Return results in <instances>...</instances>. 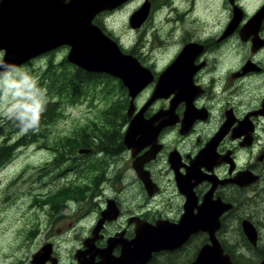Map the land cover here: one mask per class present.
<instances>
[{
	"label": "flooded vegetation",
	"instance_id": "af4514ba",
	"mask_svg": "<svg viewBox=\"0 0 264 264\" xmlns=\"http://www.w3.org/2000/svg\"><path fill=\"white\" fill-rule=\"evenodd\" d=\"M145 3L144 21L132 27V14ZM126 8L131 28L154 17L169 23L166 65L145 62L139 50L143 32L126 46L108 32L107 17ZM92 23L154 78L131 97L119 78L93 72L103 80L113 77L111 87L122 92L108 102L110 127H79L84 134L61 140L67 141L59 148L61 157L51 163L59 168L52 175L59 178L55 190L74 181L67 179L71 173H94L71 186L59 211L69 214L62 217L64 233L91 218L85 233L74 235L67 264H192L202 248L215 253L214 243L231 264H258L264 235L244 212L264 182V0H123L96 13ZM170 65L171 87L151 100L158 76ZM95 91L80 100L96 98ZM243 220L254 227L255 244L244 234ZM48 243L52 253L44 264H59L57 244ZM154 243L158 247L150 249Z\"/></svg>",
	"mask_w": 264,
	"mask_h": 264
},
{
	"label": "rangeland",
	"instance_id": "374dc122",
	"mask_svg": "<svg viewBox=\"0 0 264 264\" xmlns=\"http://www.w3.org/2000/svg\"><path fill=\"white\" fill-rule=\"evenodd\" d=\"M129 10L130 8H126L107 17L105 26L108 32H111L125 46L134 42L132 37L137 38L138 31L143 32L141 40L145 43L139 47V50L142 51L145 62L156 68L167 64L171 55L169 23H162L158 17H154L151 22L143 23L140 27L142 29L131 28L125 18ZM150 47L152 48L151 53H149ZM67 52L68 50L63 48L55 50L52 63L56 64L64 59ZM3 55L4 51L0 50V62ZM20 67L16 68L13 77L0 81V124L15 117L11 114L21 111L22 106H30L26 104L25 97H37L44 103L48 99H55V95L45 88L46 85L41 84L45 70L43 66L38 65V62L35 61L31 65ZM45 82L46 78L43 79L44 84ZM99 84H95L96 98L74 104L66 102L64 105H60L63 116L49 121L45 130H43L44 125L32 129L31 133L36 137L28 139L26 144L15 148L8 158L9 160L0 164V264H34L32 255L41 251L42 248H46L49 244L48 240L55 241L57 244L56 252H59L61 256L59 264H67L68 253L77 243L74 235L81 231L82 235L85 233V227L91 221L90 217L83 218L80 224L76 225V230L71 227L70 231L64 233L63 222L66 218L62 217L69 214L59 211L65 206L62 203L66 202L63 199L64 196L74 189L71 186H75L77 181H83L84 177H92L94 173L91 174L90 167V170L86 169L79 176L71 173L67 179L71 178L74 181L63 190H55L58 188L55 186H57L59 178L56 179L52 175L59 168L51 163L56 161L59 148L67 142H61L63 138L72 137V132H76L73 136L84 134L82 131L76 130L77 128L93 125L103 128L110 127L105 116L107 107H109L108 102L120 97L122 92L115 85L111 87V84H115L112 80L103 83L104 86H107L106 90ZM90 90L91 87L87 89V92ZM23 133H28V131L21 130L7 135L6 141L12 144ZM66 154L69 152L64 151L63 156ZM71 158L74 159V156ZM93 168L96 171L99 169L98 167ZM112 168H106L108 178ZM104 193L106 195L109 192L105 189ZM245 204L244 213L256 220L264 235V182L257 185L255 192L251 194V198L247 199ZM70 205L73 208L74 205ZM68 211L70 210L65 209L64 212ZM67 239L70 242L66 241ZM50 246L52 245L50 244ZM51 253L52 250L50 255Z\"/></svg>",
	"mask_w": 264,
	"mask_h": 264
},
{
	"label": "water",
	"instance_id": "95a60500",
	"mask_svg": "<svg viewBox=\"0 0 264 264\" xmlns=\"http://www.w3.org/2000/svg\"><path fill=\"white\" fill-rule=\"evenodd\" d=\"M118 1L123 0H0V50L4 51L0 74L56 47L67 45L68 62L89 72H103L119 78L128 89L129 95L134 97L153 80V73L149 68L142 66L135 57L123 53L114 39L92 23L96 13L112 9ZM148 9L147 3L138 8L131 16L130 25L139 26L144 21ZM171 79L170 65L158 76L151 100L166 95L162 92L169 90ZM132 108L131 100L128 113ZM157 115L160 116L159 113ZM132 126L131 123L130 128ZM242 230L247 239L255 244L254 227L243 220ZM151 245L147 247H153L154 250L158 247L154 246L155 243ZM214 246L218 247L216 255H211L213 252L210 249L207 251L202 248L192 264H231L228 259L219 257L221 249L215 243ZM50 247V244H47L46 248L33 254L32 262L44 264L51 258ZM258 264H264V258Z\"/></svg>",
	"mask_w": 264,
	"mask_h": 264
},
{
	"label": "trees",
	"instance_id": "16d2710c",
	"mask_svg": "<svg viewBox=\"0 0 264 264\" xmlns=\"http://www.w3.org/2000/svg\"><path fill=\"white\" fill-rule=\"evenodd\" d=\"M56 50L59 49L56 48ZM53 53L54 52L51 50L50 55L47 58L43 60H35L40 66H42L41 62L45 61L46 67L43 71L41 84L43 86L46 85L45 88L55 95V99H48V101L44 103V110L41 113L40 122L38 125V127L44 125L43 130H45V126L49 121H53L58 116H63L60 105H64L66 102L69 104L79 102L81 101V97L91 94L90 91L96 88L95 84L100 83L99 86L103 87V83H106V81L109 79H113V77L108 76L109 78L103 80L99 74L96 76L93 74V72L81 69L68 62L66 58L61 59V61L54 64L52 63L54 61ZM32 63L33 61L30 59L17 67L19 69L20 66L27 64L31 65ZM17 67L9 69L8 71L0 74V81L5 78L13 77L15 75L13 73L16 72L15 70H17ZM44 78H46L45 84L43 83ZM119 86L122 87L120 84ZM90 87L91 90L87 92V89H90ZM103 88L106 90L107 86H104ZM21 130L22 127L18 119L15 117H13L8 122L5 120L0 124V164L6 162V160H9L8 158L11 156L15 148L26 144L28 139L30 140L33 139L32 137H36V135L31 133L32 129H29L28 133L21 134V136L14 143L9 144L6 141L7 135Z\"/></svg>",
	"mask_w": 264,
	"mask_h": 264
},
{
	"label": "clouds",
	"instance_id": "9594fccd",
	"mask_svg": "<svg viewBox=\"0 0 264 264\" xmlns=\"http://www.w3.org/2000/svg\"><path fill=\"white\" fill-rule=\"evenodd\" d=\"M26 104L30 106H22V110L16 113H12L14 115L23 131H28L29 129H35L38 127L40 122L41 113L44 110V101L37 97H25Z\"/></svg>",
	"mask_w": 264,
	"mask_h": 264
},
{
	"label": "bare ground",
	"instance_id": "6f19581e",
	"mask_svg": "<svg viewBox=\"0 0 264 264\" xmlns=\"http://www.w3.org/2000/svg\"><path fill=\"white\" fill-rule=\"evenodd\" d=\"M96 15V14H95ZM94 18V17H93ZM57 19H59V18H57ZM63 20V19H62ZM95 25V24H94ZM97 26V25H96Z\"/></svg>",
	"mask_w": 264,
	"mask_h": 264
}]
</instances>
